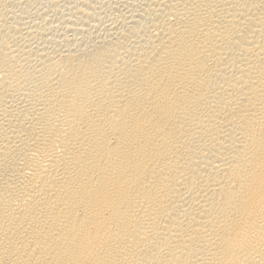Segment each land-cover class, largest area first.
<instances>
[{
	"label": "bare ground",
	"instance_id": "obj_1",
	"mask_svg": "<svg viewBox=\"0 0 264 264\" xmlns=\"http://www.w3.org/2000/svg\"><path fill=\"white\" fill-rule=\"evenodd\" d=\"M63 2L0 0V264H264V0Z\"/></svg>",
	"mask_w": 264,
	"mask_h": 264
},
{
	"label": "rangeland",
	"instance_id": "obj_2",
	"mask_svg": "<svg viewBox=\"0 0 264 264\" xmlns=\"http://www.w3.org/2000/svg\"><path fill=\"white\" fill-rule=\"evenodd\" d=\"M5 1H7V0H5ZM8 1H11V0H8ZM13 1H14V4L17 3V4L15 5L16 7L14 6L15 8H14L12 5H10V7H6V6H5V10L8 12V17L11 16V15H12V16L22 15V14L24 13L23 10H24V9H28V7H29L30 4H31V6H30L29 9L35 11L34 9L36 8V6L43 7L44 5H48V4H46V3H47V1H49V0H37V1H36V0H27V1H25V0H13ZM15 1H16V2H15ZM31 1H32V2H31ZM58 1H60V0H58ZM68 1H72V0H64V2L62 3L61 11H63V10L66 8V6H68V5L64 6V4H68ZM114 1H117V0H114ZM25 2L27 3V6H26V4H24ZM33 2H35V3H33ZM22 3H23V4H22ZM20 4H21V6L23 5L24 8H23V6H22V7H21V6H18V5H20ZM32 4H34V5H32ZM8 5H9V4H8ZM42 5H43V6H42ZM105 5H106V4H105ZM105 5H104V6H105ZM11 6H12V7H11ZM25 6H26V7H25ZM34 7H35V8H34ZM40 7H39V8H40ZM44 7H45V6H44ZM47 7H48V6H47ZM47 7H46V8H47ZM32 8H33V9H32ZM11 9H12V11L15 10V12H11ZM47 9H48V10H50V9H51V10H54V9L51 8V7H50V8H47ZM47 9H46V10H47ZM10 12H11V13H10ZM12 13H13V14H12ZM51 14H53V15L56 16V17H59V16H60V15H56L57 13H55V11H52ZM24 15H27V14L24 13ZM12 20H14V19H11L10 22H12ZM60 24L62 25L63 22H61V23L58 22V23H57L58 26H61ZM64 25H65V24L62 25L63 27L61 26V30H58V29H57V30H58L59 32L61 31V32L64 33L65 31H64V30L62 31V29L64 28ZM59 28H60V27H59ZM58 31H57V32H58ZM59 32H58V33H59ZM61 32H60L59 34H57V36H61V35H62ZM66 33L69 34V33H71V32H67V31H66ZM70 35H71V34H70Z\"/></svg>",
	"mask_w": 264,
	"mask_h": 264
}]
</instances>
